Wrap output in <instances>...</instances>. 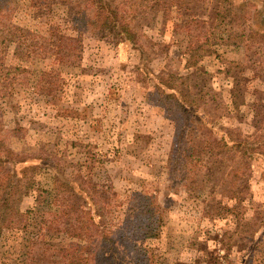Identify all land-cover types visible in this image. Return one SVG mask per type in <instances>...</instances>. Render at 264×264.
<instances>
[{"label": "rangeland", "instance_id": "obj_1", "mask_svg": "<svg viewBox=\"0 0 264 264\" xmlns=\"http://www.w3.org/2000/svg\"><path fill=\"white\" fill-rule=\"evenodd\" d=\"M248 3L251 11L264 10L263 0ZM14 6L10 22L48 38L51 50L58 34L79 41L63 39L77 55L59 60L49 47L0 35V67L26 70L0 83L3 143L19 160L8 167L20 178L23 167L35 166L27 173L34 186L19 204L26 226L3 232L0 264H37V208L55 206L56 178L99 191L96 208L104 204L101 222L110 232L133 195L149 196L139 204L151 207L154 235L138 244L151 252L152 264H264V39L209 37L213 51L199 64L209 78L195 81L192 91H207L198 108L215 134L200 137L207 132L200 115L186 130L187 139L214 141V156L215 141L225 134L239 139L240 132L259 148L257 158L235 173L234 154L227 153L213 168L191 173V151L177 156L179 163L172 154L182 112L159 78L193 71L185 64L187 29L207 19L206 2L177 0L166 12L144 13L137 21L142 49L99 33L86 18L73 29L69 19L83 8L75 1L16 0ZM201 20L196 33L207 29ZM68 240L47 233L46 243L54 251Z\"/></svg>", "mask_w": 264, "mask_h": 264}, {"label": "trees", "instance_id": "obj_2", "mask_svg": "<svg viewBox=\"0 0 264 264\" xmlns=\"http://www.w3.org/2000/svg\"><path fill=\"white\" fill-rule=\"evenodd\" d=\"M16 0H0V35H5L9 41L29 45L41 44L45 51L49 47L51 55L59 60L72 59L77 54L73 52V46L67 50L65 40L79 41V38L69 37L65 34L56 35L58 47L49 43L48 38H41L34 33L12 24L10 14L15 8ZM37 1V0H36ZM75 4L82 6V10L74 12L69 19L75 23V29L78 20L87 19V24H92L95 29L104 35H113L119 37L122 41H128L132 46L142 49L140 41L144 36L137 21L144 13L149 11L166 12L169 7L177 0H72ZM196 3H207L209 6V15L205 20L199 18L194 21L193 26H188L187 31L191 33L185 51L186 68L193 71L186 76H178L169 72L165 77L168 80L159 82L160 86L167 89L176 98V105L182 112V124L177 126V134L173 142L172 154L175 160L180 161L187 150L191 151L190 172L208 170L213 168L217 162V157L224 154H234V160L230 164V169L235 173L242 168L250 167V163L257 158L258 147L252 146L240 132L239 139H234L229 134L222 135L218 142V152L214 156V141L201 140L196 141L192 136L186 138V130L192 127L191 118L200 115L202 121L200 126L207 132L200 137L210 138L215 133L212 131L214 124L206 121L205 113L198 107L204 102L207 91L200 88L193 92L196 82L200 78L207 80L209 73L201 69L199 64L202 59L210 55L212 43L209 37L221 39L248 38L254 39L259 36L264 39V10L261 11L254 7L249 10V1L252 0H188ZM264 1V0H263ZM196 18V17H195ZM199 20L207 25L203 32H195V28L200 26ZM209 22V23H208ZM205 40L202 41V37ZM44 41V43H43ZM50 44V45H49ZM80 44V43H79ZM78 44V46H79ZM261 49V48H259ZM264 55V50H261ZM66 57V58H64ZM16 70L26 71L20 66H9V69L0 67V83L5 82L13 75L11 72ZM10 76V78H9ZM195 78V80H193ZM164 81V82H162ZM193 82V88H191ZM211 123V125H210ZM226 131L233 133L232 128L222 126ZM236 131V130H235ZM258 131H263L259 128ZM228 139L230 141H228ZM185 141L187 146L183 147ZM246 140V141H244ZM2 129H0V238L4 231H13L23 229L26 226L25 215L20 212L19 204L22 197L34 186V181L28 176V172L35 166H26L21 169L22 177L8 167L11 163L16 165L19 160L13 151L4 147ZM182 147V148H180ZM181 149V150H180ZM259 156L264 158V153L259 152ZM214 158L210 162V159ZM225 159V158H221ZM252 165V163H251ZM203 178L208 179L205 173ZM54 205L50 207L37 208L38 225L34 234L35 241L41 245L37 251V264H152L153 255L145 248H142L138 242L142 239L154 235L152 220V210L149 204L141 203L143 199L149 196L133 195V201L129 202L115 231H106L101 220L103 219L104 204L99 208L97 202H101L100 192L91 187L90 189L83 183L79 185L70 179H57L54 185ZM99 195V196H98ZM99 219V220H98ZM103 221V220H102ZM47 233L63 234L69 240L65 245L52 251V245L46 243ZM41 238V239H40ZM39 239V240H38ZM33 244H36L33 241ZM30 244V246L34 245ZM29 253H32L29 251ZM36 254V253H35Z\"/></svg>", "mask_w": 264, "mask_h": 264}]
</instances>
